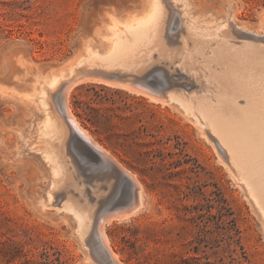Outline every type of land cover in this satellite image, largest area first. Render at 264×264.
<instances>
[{
  "label": "rangeland",
  "instance_id": "374dc122",
  "mask_svg": "<svg viewBox=\"0 0 264 264\" xmlns=\"http://www.w3.org/2000/svg\"><path fill=\"white\" fill-rule=\"evenodd\" d=\"M184 4V11L213 29L209 32L224 20L226 26L205 37L211 42L191 38L187 21L180 16L182 7L173 5L177 16L171 25L139 48L132 60L134 70L116 81L132 90L103 82L70 88V114L107 156L112 155L109 162L114 164L112 168L78 136L76 141L70 136L64 147L53 143L50 149L64 165V176L53 191L52 204L44 209L39 201L49 182L47 167L40 152L33 150L39 144L33 124L27 123L32 110L42 116L31 101L35 85L40 77L55 74L67 58L75 61L92 28L106 20L111 25L110 18L117 23L135 21L152 4L151 0H0V264H103L90 236L83 243L59 206L64 201L87 206L82 209L94 222L105 212L126 209L131 192L118 172L124 169L142 187V204L128 218L112 219L105 226L121 264H177L181 259L198 264H264L263 220L216 147L176 103L150 99L204 86L215 89L221 67L206 83L202 77L209 71L200 53L207 46L216 48L218 42L228 40L240 50L247 44L254 53V70L262 68L264 0H184ZM182 36L188 39L186 46ZM149 74L155 76L153 81L141 87L137 79ZM161 85H165L162 95ZM223 202L228 216L220 214ZM236 230L246 256L239 258L240 263L232 253Z\"/></svg>",
  "mask_w": 264,
  "mask_h": 264
},
{
  "label": "bare ground",
  "instance_id": "6f19581e",
  "mask_svg": "<svg viewBox=\"0 0 264 264\" xmlns=\"http://www.w3.org/2000/svg\"><path fill=\"white\" fill-rule=\"evenodd\" d=\"M151 4L152 7L149 12L135 21L128 23L122 21L117 23L115 19L110 18L112 24H109V28L103 34L101 40L107 46V53L103 55L91 53L87 56L86 61H124L132 64V60L138 54L139 48L150 44L158 33H162L171 25L175 15L174 12L176 11H174L173 5L180 4L182 7V14L180 16L183 15V18L187 21V30H190V34L192 32V37H188H195L197 39L198 36L200 37L198 39H204L207 36H215L217 30L226 26L224 20L222 23L216 25L213 32H209L210 28L207 24L203 23L204 21H198L192 14L184 11L186 7L184 0H151ZM228 18L233 21L232 13L228 14ZM201 23L204 25H201ZM231 25H233V23ZM174 26H178V23L176 22ZM181 38L183 46H186L188 39L183 36ZM223 38L221 37V41H223ZM205 40H207V38H205ZM218 40L216 41L218 42ZM207 41L211 42L212 40L210 39ZM227 41H223L221 44L218 42L219 46L215 43L217 46L216 48H212L214 45L207 46V48L205 47L206 51L204 49L202 50L203 53H200L203 59V65L205 69L207 68L208 70H206L209 71V75L204 73L202 78L205 80L209 79L212 73L217 72V67H221L220 71L217 72L218 75H215L216 77L214 78L217 83H215L217 85L215 89H206L204 86L201 89L191 92H168L166 99L149 96L150 99L155 102L176 103V108L195 124L200 134L206 140L216 147V150L219 152L218 155L220 156V160L223 164L229 166L233 178L236 179L238 185L242 187L246 197L260 214L264 223V65L257 71L254 70L255 57L254 53L247 48L248 45H245L246 49L240 50L238 49L239 47L237 48L238 45L232 46L233 43L229 45L230 42L228 44ZM201 46H204V44ZM210 63L213 65H210ZM206 70L204 72L207 73ZM71 71L72 69H70L68 75H65L64 70L60 69L55 71V74L48 79L40 77L31 95L32 104L35 105L42 114L41 117H38L35 111H30L32 116H30L27 123L29 126L33 124L32 128L35 138L38 140L36 143L39 144V146L33 150L40 152L38 155H41V159L44 161L45 167H47L49 182H47V189L46 191L44 190V195L43 197L41 196L42 198L39 201L41 203L40 207L44 209L52 204L56 195H54L53 191L64 176V165L61 164L55 152L53 153L52 149H50L53 143L58 144L60 147H64L70 136H72L73 139L79 137L81 138L80 140H83L88 146H91L94 150L99 152L102 159L110 164L112 168L114 164V162H112L111 165L109 162V160L111 161L112 155L109 154L110 158H108V153L92 139L86 130L81 128L77 120L70 114L68 108V93L71 87L84 82L102 81L80 76L70 79ZM194 73L197 75V72ZM219 81H221V83ZM206 83H208V80ZM105 84L132 90L129 86L115 82H107ZM136 92L139 93L138 91ZM25 129L24 131L28 133L29 130L27 132V128ZM24 138L25 137H23V139ZM67 160L69 159L67 158ZM71 163L72 162H70V164ZM117 168H120V166L118 165L115 169ZM69 169H71V166ZM118 172L121 175L124 186L126 185L131 192V197H129L128 203H126L127 207L125 206L126 209L115 210L112 213L105 212L101 217L98 216V220L94 222L92 221L93 218L90 217L91 214L89 215L82 209L87 206L83 205L84 207L81 208L78 204L75 205L69 201H64L61 206H59V210L62 211V214L68 216L72 220L75 226V233L83 243L87 240L89 241L90 236V240H92V245L94 246L93 249L99 255L103 264H121L108 243L105 226L109 224L112 219L128 218L130 215L138 212L142 204V187L136 178L131 172L125 169ZM110 174L114 175V173L111 172ZM116 175L118 176V174ZM98 185L99 184H97V186ZM59 187V189H61V186ZM128 189L126 188L125 190ZM79 197L81 198L80 195ZM108 198L109 197H107V199ZM58 199L60 198L58 197ZM58 199H56L57 202Z\"/></svg>",
  "mask_w": 264,
  "mask_h": 264
},
{
  "label": "water",
  "instance_id": "95a60500",
  "mask_svg": "<svg viewBox=\"0 0 264 264\" xmlns=\"http://www.w3.org/2000/svg\"><path fill=\"white\" fill-rule=\"evenodd\" d=\"M109 24V21L106 20L101 25H97V29L92 28L85 36L80 56L75 61H72L71 57L65 60V64L60 69L64 70L65 75H68L70 69H72L70 79L80 76L100 80L105 83H116V81H121L129 76L127 72L134 70L136 66L124 61H86L87 56L91 53H97L98 55L107 53V46L101 40L103 34L108 30ZM154 77L153 74L144 75L138 78L137 82L141 87H145L153 81ZM164 89L165 85L158 86V93L162 95Z\"/></svg>",
  "mask_w": 264,
  "mask_h": 264
},
{
  "label": "trees",
  "instance_id": "16d2710c",
  "mask_svg": "<svg viewBox=\"0 0 264 264\" xmlns=\"http://www.w3.org/2000/svg\"><path fill=\"white\" fill-rule=\"evenodd\" d=\"M220 212H221L220 213L221 216H228V215H230L229 209L226 208L225 203H224V205L221 206ZM239 234H240V231L239 230H236L237 239H236L235 247L232 250L233 255H235L238 258V263H240L239 258H242V259H245L246 260L245 252H244L243 246L241 244V241H240L241 238H240ZM231 238L232 237H229V239H231ZM177 264H198V263L195 262V261H191V260L189 261L187 259H181L180 262H178ZM204 264H210V263L206 262Z\"/></svg>",
  "mask_w": 264,
  "mask_h": 264
}]
</instances>
